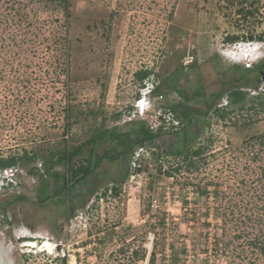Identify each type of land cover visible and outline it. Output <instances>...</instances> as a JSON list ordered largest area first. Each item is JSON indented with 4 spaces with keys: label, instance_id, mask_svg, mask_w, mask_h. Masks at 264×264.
Instances as JSON below:
<instances>
[{
    "label": "rangeland",
    "instance_id": "1",
    "mask_svg": "<svg viewBox=\"0 0 264 264\" xmlns=\"http://www.w3.org/2000/svg\"><path fill=\"white\" fill-rule=\"evenodd\" d=\"M263 34L264 0H0V158H35L11 167L13 186L0 190L4 264H264V74L258 87L256 73L231 83L244 66L227 56L242 42L260 43L264 56ZM142 70L163 88L151 116L177 102L205 108L236 87L248 101L193 124L198 156L168 153L183 147L184 123L144 148L141 171L127 158L104 161L65 201L41 203L42 181L66 176L53 154L102 129L150 126L133 115L149 83L137 79ZM21 231L48 238L57 254L20 248Z\"/></svg>",
    "mask_w": 264,
    "mask_h": 264
},
{
    "label": "trees",
    "instance_id": "2",
    "mask_svg": "<svg viewBox=\"0 0 264 264\" xmlns=\"http://www.w3.org/2000/svg\"><path fill=\"white\" fill-rule=\"evenodd\" d=\"M54 1V0H52ZM264 39V34L262 36ZM237 69L242 70L243 74L240 78H235L231 81V83H237L239 81H243V79L248 76V74L256 73V77L252 82V85L255 87L261 83L262 75L264 74V62L261 64L255 65L252 69H245L237 67ZM151 75V71L142 70L136 74V77L139 81H144L148 79ZM249 79V78H248ZM166 88H171L169 83L166 82ZM162 86L159 85L157 88V93L161 94ZM173 89H175L173 87ZM176 93H179L182 96H185L183 92L180 90ZM200 94V93H199ZM201 95V94H200ZM249 92L242 90L241 87H236L229 91V93L225 96L228 99V106L223 108H218L216 101L218 99H223L222 93L214 94L211 97V100H205V108H200L195 105H190L188 103H176L175 105H171L170 107H163L165 112H170L176 121L179 122L178 126L171 127V132H167L164 125L162 124L157 131H153L147 126L146 123H130L127 128H119L114 127L111 129H102L99 130L93 137L85 141L83 144L73 147L71 150H64L59 155L53 154V157H56L55 163L64 164L67 167L66 176H61L58 173L54 172L52 175V180L49 182L48 180L42 181L41 186V199L39 200L41 203L45 201L52 200V198H58L62 196L65 201L68 198V195L76 190L78 186L84 187L86 180L93 176L95 171L101 167V164L104 161L115 162L121 159H126L130 162V158L135 149L138 147L141 148H151V146H158V141L167 134H179V130L184 126L182 130L184 131L183 139L185 140L182 148H172L168 153L174 156H184L186 160H189L192 156H198L203 151L204 148L199 147L196 150L190 149V144L192 142V135L190 133L193 124H201L202 118L209 115L211 112L215 113L220 119H226L227 115L231 113L232 110H244L248 101ZM261 95H257L256 98H253L249 101L254 102V100H259ZM184 100L188 101V97H184ZM260 105L264 106V103L260 102ZM229 109L231 111H229ZM250 109H254L253 106H250ZM102 143H111L114 146L112 149L105 150L103 154H97V149ZM88 148V156L84 157V151ZM155 152H153L154 154ZM131 155V156H130ZM81 157L83 159V163L76 165L75 161ZM35 158L33 155H29V153H25L22 156H12L8 158H0V170H4L7 168L15 167L20 162L23 164H30L34 161ZM54 162L50 164V161H46V167L52 171L54 167ZM190 165H193V162L190 161ZM130 166V165H129ZM136 171H141V167L136 168ZM129 177V173L124 175V179ZM75 193V192H74ZM24 201L25 197L15 198L14 201ZM13 202L7 203L9 205ZM264 254V247L261 249ZM150 264H155V257L152 256L150 259Z\"/></svg>",
    "mask_w": 264,
    "mask_h": 264
},
{
    "label": "clouds",
    "instance_id": "3",
    "mask_svg": "<svg viewBox=\"0 0 264 264\" xmlns=\"http://www.w3.org/2000/svg\"><path fill=\"white\" fill-rule=\"evenodd\" d=\"M239 46L243 47L244 49H247V52L254 59V64H257L259 59H264L263 54L261 57L259 56V54L261 55V52H259V51H261V48H262L260 43L242 42V43L234 44L232 46V48L229 49V51H232V50L234 51ZM227 56H229L228 58L230 59V61H233V62H236L237 58H241V55L237 58L231 57L230 54H227ZM147 80H149V83L147 84L144 82V85L140 90L139 98L136 100V102L134 104V114L133 115L135 118L138 117L141 120H143L142 114H145L146 116L151 114V112L154 109L155 103L157 101L156 96L158 94L157 88L159 87V84H157L156 80L151 81L150 78H148ZM147 87L150 89V91L143 93ZM140 148L141 147H138L134 152L138 151V149H140ZM134 152H133V154H134ZM145 153H146V151H144V148H142V154H141L139 161H141V158L144 156ZM139 167H140V165H139ZM139 167H137V168H139ZM16 172H17V170H16ZM13 173L14 172H13L12 168L0 170V182H1L0 183V190L8 189V188H10V186H13L12 180H14L16 178L15 174H13ZM29 237H38V236H33V235L29 234V231H28V233L21 231L20 235L15 237V238H16V240H18L20 242V246H21L23 243L20 240L22 239V241L24 242L25 240H28ZM0 248L2 249V246H0ZM8 251H9V249H8ZM9 253H10V251H9ZM39 253L42 254V253H47V252L44 251V252H39ZM58 257L59 256H56L55 258H58ZM3 260H4V258L2 257V255L0 253V264H4Z\"/></svg>",
    "mask_w": 264,
    "mask_h": 264
},
{
    "label": "built area",
    "instance_id": "4",
    "mask_svg": "<svg viewBox=\"0 0 264 264\" xmlns=\"http://www.w3.org/2000/svg\"><path fill=\"white\" fill-rule=\"evenodd\" d=\"M228 54H230L231 57H234V58H237V57H239L241 55V59H242L241 61H242V64H243L245 69H252L254 67V59L247 52V49H244L243 47L239 46L236 50H234V51L232 50L231 53H228ZM149 91H150V89L147 87L144 90L143 93H146V92H149ZM163 97H164L163 95L159 94V95L156 96V100H162ZM228 104H229V102H228L227 98L224 97L222 99V101L219 104H217V107L218 108L227 107ZM159 110L160 111L157 112V114H154V116L153 115L152 116L151 115L146 116L145 114H142V118L143 119H146V121L149 120L148 123H150L149 127H150L151 130L157 131L158 127L161 126V125L160 126L157 125L158 121L159 122L160 121L164 122L162 120V118H161V117H163L162 116L163 113H164L163 115H165L166 119H167L165 121V123H164V126L167 125V124H169L167 126H171V127H172L173 124H174V126H178L179 125V122L174 119V116L170 112H165L163 107L160 108ZM141 154H142V148H140V149H138V151L134 152V154L130 158V168H131L132 172H135V169L137 167H139L138 161H139V159L141 157Z\"/></svg>",
    "mask_w": 264,
    "mask_h": 264
},
{
    "label": "bare ground",
    "instance_id": "5",
    "mask_svg": "<svg viewBox=\"0 0 264 264\" xmlns=\"http://www.w3.org/2000/svg\"><path fill=\"white\" fill-rule=\"evenodd\" d=\"M20 241L23 244L19 247L25 249L26 251H31L34 253L46 251L50 255H55L58 252V250H56V246L46 237H29V239L25 240L24 242L22 239ZM16 248H18V245H16Z\"/></svg>",
    "mask_w": 264,
    "mask_h": 264
}]
</instances>
